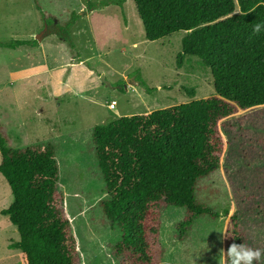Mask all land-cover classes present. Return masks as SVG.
I'll list each match as a JSON object with an SVG mask.
<instances>
[{"label":"rangeland","instance_id":"obj_1","mask_svg":"<svg viewBox=\"0 0 264 264\" xmlns=\"http://www.w3.org/2000/svg\"><path fill=\"white\" fill-rule=\"evenodd\" d=\"M104 1L0 0L1 130L10 147L54 146L58 190L64 195L80 264H119L112 247L121 231L109 223L100 206L107 193L93 128L123 115L215 94L210 68L194 56L179 61L185 32L150 41L133 0L122 7L102 6ZM125 22L130 25L126 33ZM15 40L37 43L12 48L9 44ZM80 61L93 73L69 66ZM42 64L52 70L64 67L60 80L72 86L52 96L47 83L52 70L34 69ZM112 101L114 109L108 107ZM235 116L244 119L230 137L224 134L228 146L219 169L199 180L195 192L197 202L219 217L197 219L181 240L176 224L185 209H164L162 264H224L225 230L237 211L248 245L261 252L253 264H264V106L240 110ZM1 158L0 153V162ZM12 200L0 174V264H22L19 250L9 247L19 240L18 230L2 213Z\"/></svg>","mask_w":264,"mask_h":264},{"label":"trees","instance_id":"obj_2","mask_svg":"<svg viewBox=\"0 0 264 264\" xmlns=\"http://www.w3.org/2000/svg\"><path fill=\"white\" fill-rule=\"evenodd\" d=\"M133 1L148 40L185 32L180 63L185 56L198 57L210 68L215 91L210 97L116 117L92 130L107 193L100 206L121 231L113 254L119 264H162V211L185 209L176 224L181 240L197 219L219 217L197 202V184L219 169L228 146L224 134L230 137L244 119L235 115L264 106V0ZM125 2L105 0L102 6ZM36 43L15 40L9 45ZM0 153V174L13 197L2 213L20 237L9 247L19 250L22 264H80L58 190L54 146L10 147L0 125ZM233 244L252 250L239 211L225 230L224 264H232L228 249Z\"/></svg>","mask_w":264,"mask_h":264},{"label":"crops","instance_id":"obj_3","mask_svg":"<svg viewBox=\"0 0 264 264\" xmlns=\"http://www.w3.org/2000/svg\"><path fill=\"white\" fill-rule=\"evenodd\" d=\"M129 29H130L129 23L125 22L124 26L122 25L123 32L126 33V31H128ZM133 45L135 46L136 43H133ZM81 62L82 61H80L79 63H76L77 64L76 66L72 62V63H69L70 64L69 66L71 67V69H73L74 67L77 69L81 68L82 71H84L85 73L92 74L93 69L86 68L82 64L80 65ZM78 65H80V66L78 67ZM41 66H44V67H41ZM47 67H45V65L42 64L39 67H35L34 69H35V72H45V71H50L53 69V67H49V66H47ZM64 72H65L64 67H58L56 70L51 71L50 80H47V83H48V87L51 91L52 96H60V95H62V93L66 92L70 88V86H72L70 84L67 85L66 83H64V81L62 82L60 80L61 79L60 77L63 76ZM76 88L80 91L83 89L82 87H78V86H76Z\"/></svg>","mask_w":264,"mask_h":264},{"label":"clouds","instance_id":"obj_4","mask_svg":"<svg viewBox=\"0 0 264 264\" xmlns=\"http://www.w3.org/2000/svg\"><path fill=\"white\" fill-rule=\"evenodd\" d=\"M256 30L259 31V26ZM228 254L232 259V264H240L241 261H244V264H253L254 260L259 261L261 259L259 250L253 251L235 244L228 249Z\"/></svg>","mask_w":264,"mask_h":264},{"label":"built area","instance_id":"obj_5","mask_svg":"<svg viewBox=\"0 0 264 264\" xmlns=\"http://www.w3.org/2000/svg\"><path fill=\"white\" fill-rule=\"evenodd\" d=\"M115 105H116V101H112V102L108 105V107H109L110 109H114V108H115Z\"/></svg>","mask_w":264,"mask_h":264},{"label":"water","instance_id":"obj_6","mask_svg":"<svg viewBox=\"0 0 264 264\" xmlns=\"http://www.w3.org/2000/svg\"><path fill=\"white\" fill-rule=\"evenodd\" d=\"M41 35H38L37 38L39 39Z\"/></svg>","mask_w":264,"mask_h":264}]
</instances>
